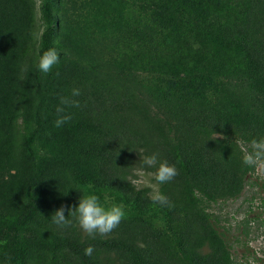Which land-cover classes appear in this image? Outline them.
I'll list each match as a JSON object with an SVG mask.
<instances>
[{
	"label": "trees",
	"instance_id": "trees-1",
	"mask_svg": "<svg viewBox=\"0 0 264 264\" xmlns=\"http://www.w3.org/2000/svg\"><path fill=\"white\" fill-rule=\"evenodd\" d=\"M261 138L264 0H0V264H241L210 210L243 194ZM153 153L179 173L154 178L167 205L136 183ZM89 192L124 206L115 230L52 222Z\"/></svg>",
	"mask_w": 264,
	"mask_h": 264
},
{
	"label": "clouds",
	"instance_id": "clouds-1",
	"mask_svg": "<svg viewBox=\"0 0 264 264\" xmlns=\"http://www.w3.org/2000/svg\"><path fill=\"white\" fill-rule=\"evenodd\" d=\"M58 62L59 53L55 48H49L40 56L38 67L42 72L47 73ZM80 95V89L73 88L68 96L60 98V105L56 109L55 127H62L72 119L70 114H66V107H79V101L74 98ZM250 148L251 151H246L244 154L243 163L249 166L264 167V138L253 139ZM142 163L148 167L158 165L154 174L158 184L168 183L179 174L175 165L169 164L167 160H159V153L143 157ZM150 199L160 205L169 203L167 196L159 191H154ZM66 211L69 212L68 216L65 215ZM69 216L75 217L83 231L95 239L97 235L106 236L115 230L124 218L125 210L122 204L105 207L95 192H89L82 195L78 207L72 206L69 209L68 206L61 205L51 219L58 227L65 228L71 224ZM93 251V247L89 246L85 249V255L91 256ZM4 264H10V257L5 256Z\"/></svg>",
	"mask_w": 264,
	"mask_h": 264
},
{
	"label": "rangeland",
	"instance_id": "rangeland-1",
	"mask_svg": "<svg viewBox=\"0 0 264 264\" xmlns=\"http://www.w3.org/2000/svg\"><path fill=\"white\" fill-rule=\"evenodd\" d=\"M138 185L150 186L158 190L152 173L140 171ZM211 212L222 218V227L229 230L232 253L241 264H264V167H257L256 173L248 180L243 194L234 200L213 205ZM249 218V235L243 234V219ZM239 237L241 241L233 242ZM241 244V245H240ZM242 245H248L247 253Z\"/></svg>",
	"mask_w": 264,
	"mask_h": 264
}]
</instances>
